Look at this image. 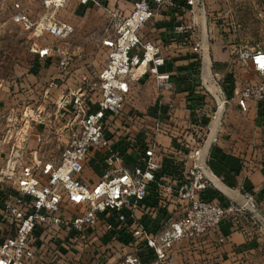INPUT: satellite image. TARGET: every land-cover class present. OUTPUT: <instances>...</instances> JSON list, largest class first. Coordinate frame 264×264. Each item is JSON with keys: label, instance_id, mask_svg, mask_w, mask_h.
Returning a JSON list of instances; mask_svg holds the SVG:
<instances>
[{"label": "built area", "instance_id": "2783aa9c", "mask_svg": "<svg viewBox=\"0 0 264 264\" xmlns=\"http://www.w3.org/2000/svg\"><path fill=\"white\" fill-rule=\"evenodd\" d=\"M41 1L58 8L68 0ZM174 5L172 0H134L132 9L113 21L111 32L102 35L106 59L94 79L83 78L87 87L59 91L54 111L47 112L44 104L26 111V128L44 127L34 135L36 141L60 142V151L57 157H44L38 148L28 150L25 130L11 145L0 168V264H174L176 242L187 239L195 245L215 232L213 244L221 245L226 240L219 228L222 221L235 213L260 219L251 193H244V202L228 205L212 195L204 165L198 162L200 148L187 152L193 162L176 163L171 175L162 168L156 141L140 150L139 160L131 167L118 150L122 140L116 138V123L123 116L129 82L148 73L158 89H173L171 74L160 70L165 63L161 47L142 30L162 6ZM185 5L193 16L195 10H204L205 1L186 0ZM15 7L12 21L29 27L23 9L17 3ZM43 29L57 42L35 52L55 58L57 67L68 73L72 55L63 41L74 27L48 20ZM173 35L195 41V50L199 47L193 18L178 20ZM260 56L264 50L238 52L241 61H251L257 72L264 73ZM67 76L46 80L44 99ZM248 100L264 101V81L242 88L237 96L242 110L247 109ZM154 128L167 132L159 122ZM129 142L136 148L135 140ZM91 160L100 172L96 181L87 182L82 174ZM151 196L153 204L148 200ZM146 219L153 224L146 225Z\"/></svg>", "mask_w": 264, "mask_h": 264}, {"label": "crops", "instance_id": "0c3cea01", "mask_svg": "<svg viewBox=\"0 0 264 264\" xmlns=\"http://www.w3.org/2000/svg\"><path fill=\"white\" fill-rule=\"evenodd\" d=\"M130 1L132 5L134 0ZM172 1L175 5L162 6L156 11L142 33L161 47L165 63L160 66V70L171 74L173 89H158L153 76L146 73L138 80L129 82L128 92L139 100V108L147 106L145 110L149 116L143 122L153 125L154 131L156 122H159L167 132L155 131L148 133L151 139L149 136L144 137L135 133L138 131V128L135 131L132 129L135 126L128 127V117L124 116L125 119L117 120L116 123V138L122 140V143L117 144L118 150L126 166L131 167L139 160L140 150L151 141H156L162 168L171 175L175 174L176 163L186 160L190 165L193 162L194 159L188 157L187 152L200 148L198 162L204 165L210 189L219 192V200L225 205L240 204L244 202V193L247 191L253 196L258 210L264 214V116L263 120H256L257 114H264V101L259 103L260 108L247 101V109L242 110L236 103L235 93L241 90L246 80L254 82L258 72L251 61H241L238 52L234 51V45L219 34L221 30L208 22L206 15L210 0H204V10H195L193 16L185 5L186 0ZM117 4H121L120 0ZM181 7H186V10L181 11ZM191 18L197 25V50L193 48L195 41L186 42L173 35V27L178 20ZM93 48L92 45L83 51L81 46H77L78 71L91 61L90 52ZM51 58L44 59L55 61V58ZM104 62L105 55L96 73ZM246 62L247 66L243 67ZM57 76L41 75L42 90L46 80ZM88 76L75 75L79 81L81 77L88 79ZM135 82L139 85L133 89ZM80 86L87 87L86 83H74L70 78L59 81L51 97L44 99L41 94L42 100L37 105L44 104L47 112L54 111L53 102L59 91ZM229 100L233 103H228ZM243 114L246 116L243 117ZM241 121L245 122L243 126ZM128 128L133 130L129 134ZM257 128L261 130L259 137ZM131 139L136 141V148L129 146ZM93 160L82 174L87 182H94L99 177L100 167ZM148 200L155 203L154 196ZM234 215L220 224V231L226 237L221 245L213 244L215 232H210L195 245L187 239L176 242L172 248L174 264H264V254L258 245L264 236L257 230H248L241 219L244 214ZM145 224L151 226L153 221L146 219ZM156 225L157 220L153 227Z\"/></svg>", "mask_w": 264, "mask_h": 264}, {"label": "rangeland", "instance_id": "374dc122", "mask_svg": "<svg viewBox=\"0 0 264 264\" xmlns=\"http://www.w3.org/2000/svg\"><path fill=\"white\" fill-rule=\"evenodd\" d=\"M118 1L90 0L87 3H81L80 0H68L61 7L49 8L41 0H0V168L7 162L11 145L19 141L18 133L22 135L24 130L29 136L26 145L28 150L38 148L40 155L43 154L44 157L59 155L60 150L57 147L60 142L46 140L45 143L40 144L36 141L34 135L36 132H43V126L25 127L29 122V113L26 111L32 107L35 109L42 100L41 75H68L66 80L70 78L72 82L81 84L86 80L81 77L82 80L79 81L75 75H86V77L89 75L88 79H94L98 74L97 67L101 66L103 55L106 59V50L102 47L101 36L110 33L113 21L130 9V0H120L123 6L117 4ZM16 3L26 14L31 24L29 27L12 21L11 15L16 10ZM208 6L206 15L208 22L216 26L219 31L221 30L219 34H222L229 44L234 45L236 53L240 50L249 52L264 50V0H210ZM48 20L66 22L74 27L72 34L63 41L72 55V65L66 74L57 67L55 61L39 57L35 52L40 46L57 42L55 37L43 29ZM97 44L99 46H96ZM92 45L95 48L90 52L91 61L89 64H84L83 69L78 71L80 66L76 62L77 46H81L83 51H86L85 48H90ZM247 62L243 67L247 66ZM260 81H264V73L258 72L257 79L254 82L246 80L243 87ZM138 85L135 82L133 89ZM241 90L235 92L236 96ZM96 96L98 93L95 94ZM138 101L133 94L127 93L123 116L129 118L127 119L128 127L135 126V128L132 127L134 131L138 128V131H135L136 134L140 133L148 137V133L155 131L153 125L143 122L148 120L149 114L145 110L147 106L139 108ZM248 101H251L255 107H258L261 102ZM227 102L233 103L231 100ZM227 102L226 105H228ZM123 116L118 120L126 118ZM245 116L243 114V117ZM262 116L264 114H257L256 120H263ZM244 123L241 121L242 126ZM133 130L129 129L128 134ZM256 132L259 137L261 130L257 128ZM149 138L152 137L149 136ZM21 151L24 154L28 152L26 149ZM2 184L3 182H0V187ZM258 213L260 219L251 218L248 213L242 215L241 219L248 230H257L264 236V214L259 210ZM233 216L235 215H231ZM258 245L261 253L264 254V239Z\"/></svg>", "mask_w": 264, "mask_h": 264}, {"label": "trees", "instance_id": "16d2710c", "mask_svg": "<svg viewBox=\"0 0 264 264\" xmlns=\"http://www.w3.org/2000/svg\"><path fill=\"white\" fill-rule=\"evenodd\" d=\"M212 193H213L212 195H214V196H218L219 195V192L216 189H213L212 190Z\"/></svg>", "mask_w": 264, "mask_h": 264}, {"label": "bare ground", "instance_id": "6f19581e", "mask_svg": "<svg viewBox=\"0 0 264 264\" xmlns=\"http://www.w3.org/2000/svg\"><path fill=\"white\" fill-rule=\"evenodd\" d=\"M259 59H260V61H263V60H264V56H260ZM206 62H207V61H206ZM219 101H220V100H219ZM220 104H222V103L220 102ZM220 106H221V105H220ZM220 106H219V107H220ZM224 187H225V186H224ZM226 188H227V187H226ZM226 192H227V190H226Z\"/></svg>", "mask_w": 264, "mask_h": 264}]
</instances>
